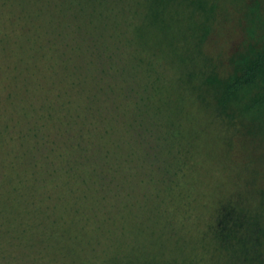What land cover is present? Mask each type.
Listing matches in <instances>:
<instances>
[{
  "label": "rangeland",
  "instance_id": "1",
  "mask_svg": "<svg viewBox=\"0 0 264 264\" xmlns=\"http://www.w3.org/2000/svg\"><path fill=\"white\" fill-rule=\"evenodd\" d=\"M253 1L215 0L216 13L202 50L220 72L246 40L245 13ZM257 1L264 12V0ZM149 2L0 0V264H112L127 256L136 262L151 257L162 264L209 260L213 243L208 227L214 212L229 201L253 207L264 200V140L227 127L188 89L178 87L163 31L144 18ZM184 24H172L168 35L177 36ZM62 45L77 53L88 50L90 56L88 64L85 52L78 61L75 55H64L61 64L66 77L70 68L76 70L71 79L81 94L68 90L81 95L79 110L88 106L93 114L98 109L95 87L110 101L99 119L98 131H108L104 144L92 140L85 157L110 151L120 186L116 208L105 204L110 195H100L105 202L97 198L88 181L76 184L78 191L68 197L62 172L36 183L22 166L30 154L22 135L36 126L42 113L51 115V127L57 118L55 90L49 91L56 85L54 75L45 92L43 86L51 69H60L56 56ZM152 77L158 84L151 85ZM61 95L68 93L60 89ZM136 118L154 123L156 137H168L172 131L176 144L167 167L173 174L169 187L162 180L165 150L171 145L161 142L158 159L144 161ZM71 126L59 127L56 143H71ZM55 132L54 127L46 130L51 139ZM58 144L51 146L55 157ZM160 200L163 204L157 205ZM38 204L58 217L64 237L57 245L40 244L37 235L31 237L33 247L24 245L28 236L21 229L34 221Z\"/></svg>",
  "mask_w": 264,
  "mask_h": 264
},
{
  "label": "trees",
  "instance_id": "2",
  "mask_svg": "<svg viewBox=\"0 0 264 264\" xmlns=\"http://www.w3.org/2000/svg\"><path fill=\"white\" fill-rule=\"evenodd\" d=\"M248 7L249 13L247 15L245 13L246 40L231 53L227 60V69L222 72L216 69L211 59L205 56L202 50L203 44L210 35L216 13L215 0H151L147 5L144 18L149 26L163 31L162 42L177 68L175 83L178 87L188 89L200 106L210 107L213 116L227 127H232L245 136L264 140V12L257 0H254ZM184 12L187 13L186 16H183ZM182 21L185 22L183 30L177 33V36L168 35L171 25ZM142 28L143 26L138 29L135 27L138 32L142 31ZM141 36L142 34H138L139 38ZM60 41L62 42L61 37ZM61 48L56 56V63L60 69L52 68L43 86L45 92L46 84H50L54 75L56 85L49 91L55 90L53 100L58 101L59 104L57 110L54 111L57 118L52 120L54 121L52 127L56 132L53 139L46 133L48 128H52L49 123L52 117L50 114L42 113L36 126L22 135L30 153L28 160L24 161L22 166L36 183L47 182L58 171L62 172L65 176V193L68 197L70 191L74 190L75 193L78 191L76 184H84L88 181L91 189L99 195L97 198L103 201L100 195L101 197L110 195L111 197L108 196V199L105 198L106 202H103L111 205L109 208H116L115 201L120 186L118 180H115L117 166L110 164V161L114 160L110 151L105 149L93 157H85L88 156L92 140H99L104 144L108 131L106 129L98 131L99 119L104 118V113L109 109L106 105H109L110 101L104 96L101 87H95L93 90L96 94L93 101L97 103L98 109H93V114L88 106L83 112L79 110V105L83 103L80 100L81 95H70L72 92L81 94L79 84L72 82L73 79H71L72 72L76 70L70 68V74L66 77L61 64L65 60L64 55L66 57L68 55L69 59L75 55L78 61L84 52L89 64L88 50L77 53L73 49L64 50L63 45ZM78 73L77 71L74 75ZM147 76L151 77L152 72L148 71ZM152 78L151 85L158 84V78L155 80L154 77ZM59 88L66 91L68 95L59 96ZM137 115L140 114L137 113ZM136 123V135L144 149L142 155L144 161L158 159L161 142L171 145L165 150L166 171L162 172L164 176L162 184L169 187L173 183L171 178L173 174L167 167L170 160L175 157L172 149L176 144L172 131L168 133V137L159 138L152 134L151 129L154 123L147 124L137 118ZM69 124L73 127L71 143L66 145L56 143L61 133L59 127L67 128ZM172 126L168 128L171 129ZM52 144L53 146L58 144L59 147L56 157L53 154ZM161 204H163L162 200L157 203V205ZM56 218L58 217L48 213L47 209L43 210L42 205L38 204L34 221L21 229V233L28 237L20 241H25V247H33L31 237L37 235L40 244L56 243L59 238L64 237L63 228H59L57 225L59 221ZM107 218L111 219L109 216ZM45 222L49 224L46 227ZM208 234L213 243L209 260L204 259V261L197 262L174 260L163 264H264L263 198L253 207L242 200L229 201L221 205L214 212L213 220L208 227ZM112 264L162 263L151 257L136 262L131 256H127L120 263L115 261Z\"/></svg>",
  "mask_w": 264,
  "mask_h": 264
}]
</instances>
